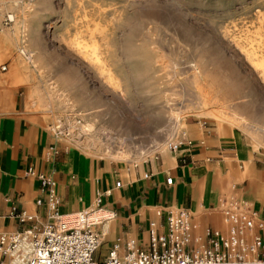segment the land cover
Segmentation results:
<instances>
[{
  "label": "rangeland",
  "instance_id": "obj_1",
  "mask_svg": "<svg viewBox=\"0 0 264 264\" xmlns=\"http://www.w3.org/2000/svg\"><path fill=\"white\" fill-rule=\"evenodd\" d=\"M91 39L123 99L80 58L76 43ZM261 58L264 0H0V102L10 106L0 118L23 105L47 131L44 152L51 144L63 150L55 170L67 155L72 166L95 163L114 183L127 182L131 169L157 171V144L191 141L213 150L202 160L231 189L248 183L257 191L246 165L264 155V74L254 65ZM84 126L91 132L80 138ZM65 177L69 186L78 180L61 168V196ZM89 198L66 213L93 209ZM225 207L252 213L246 204Z\"/></svg>",
  "mask_w": 264,
  "mask_h": 264
},
{
  "label": "crops",
  "instance_id": "obj_2",
  "mask_svg": "<svg viewBox=\"0 0 264 264\" xmlns=\"http://www.w3.org/2000/svg\"><path fill=\"white\" fill-rule=\"evenodd\" d=\"M1 107L10 106L0 102ZM47 142V131L36 124L35 118H26L23 105L17 107L15 113L1 115L0 231L1 229L11 231L15 226L14 221L7 217L13 207L30 212L36 210L35 201L39 196L40 181L27 175L29 167H34L36 171L49 175L55 180V176L60 179L61 168L66 165L77 172L78 180L70 186L66 177L65 180L63 179L64 182L59 180L62 184L60 192L63 195L59 196L64 212L73 208L79 209L89 203L88 196H94L96 199L100 194L103 196L105 209L115 213L113 225L107 222L108 224L105 223L99 228L102 241L100 255H106L119 237L136 239L139 245L144 247L149 240L150 225L156 223L159 230H164L169 212L175 209H189L193 221L198 217L196 223L202 228L221 227L224 221V209L228 205L241 207L246 204L248 208H252L251 214H255L257 221H264V155L263 160L254 159L253 162L248 161L246 165V174H255L253 178L258 182L257 191L248 183L243 188L231 189L228 180L223 179L215 171L211 172L210 165L202 160V157L212 153L213 150L207 145H193L192 142L191 145H183L181 148L184 150L181 149L176 155L162 156V160L154 164L157 171H154V167H145L143 175L139 169L131 172L135 175V179L127 182L117 179L116 182H122L121 188H116V182H113L111 176L113 173L106 171V175L98 181V185L100 184L98 187L95 179L89 180L87 193H82V196L74 188L79 184L84 168L79 167L80 165L72 166L66 155V159L55 170V158L63 150L57 144H51L44 152ZM51 146H55L58 152L48 159L46 155ZM170 156H173L174 162ZM115 173L121 174V172ZM169 177L173 179L172 184L167 183ZM71 180L72 178L69 180L70 183ZM66 188H69L68 192ZM108 191L110 194H106ZM79 196H81L80 200H78ZM193 210L201 212L194 214ZM39 214L45 217L46 211L39 210ZM259 232L264 234V229H259ZM102 245H105L102 250L105 253L101 251Z\"/></svg>",
  "mask_w": 264,
  "mask_h": 264
},
{
  "label": "built area",
  "instance_id": "obj_3",
  "mask_svg": "<svg viewBox=\"0 0 264 264\" xmlns=\"http://www.w3.org/2000/svg\"><path fill=\"white\" fill-rule=\"evenodd\" d=\"M182 146L183 142H169L175 153ZM57 152L51 146L46 156L49 159ZM27 175L40 181L36 210L11 209L7 217L15 226L0 231V264H264V234L259 232L264 221L231 208L224 209V221L218 228H202L187 208L172 210L164 230L156 223L150 225L144 247L136 239L119 237L109 252L99 257V228L115 218L113 211L104 216L103 196L96 197L91 211L66 213L51 176L34 167H29ZM172 182L167 178L168 184ZM115 186L121 188L122 182ZM43 209L45 217L39 214Z\"/></svg>",
  "mask_w": 264,
  "mask_h": 264
},
{
  "label": "bare ground",
  "instance_id": "obj_4",
  "mask_svg": "<svg viewBox=\"0 0 264 264\" xmlns=\"http://www.w3.org/2000/svg\"><path fill=\"white\" fill-rule=\"evenodd\" d=\"M30 1H34V0H30ZM13 21H14V17H12ZM15 26H17V23L15 24ZM46 29L51 28V24L48 23L47 26H45ZM73 45V42L71 43ZM76 49L77 52L80 56V58L82 59V61L84 62H90L94 68L100 73V75H102L103 77H105V79L114 87V91L119 94L120 98H124L123 97V92L119 89V86L117 84H115L114 80H113V76L111 75L110 72H108L105 68V63L102 60L101 56L99 55V53L97 52V44L96 42L91 39L89 41H80L78 43H76ZM30 59L33 58V55H30L29 57ZM19 66H21L22 69H26L28 67V64L25 63L22 59H19L18 61ZM255 68L257 70H263V74H264V58H261L260 60H258L257 62H255ZM126 101V100H125ZM83 133H81V135L79 134L80 138H84V134L88 136V134L91 132L90 127L84 126L83 128ZM167 144L164 142L157 144V146L155 147V150L160 149L162 151V155L163 156H167V155H171L170 151H169V146L167 148L166 146ZM151 153H153V150L150 151ZM173 152V151H172ZM171 160L174 162V158L173 156H170ZM144 156L143 154L137 153L135 160L139 161L141 159H143ZM121 161H127V159L125 158H121ZM154 164H156V159H154ZM131 172H134V169H131ZM106 173V171H101L99 169L96 168L95 163L90 166V168H88L86 171L81 172V177L79 178L78 183L75 185L76 192H80L81 194L86 192L88 190V184H89V180L91 178H96L97 181H100V179H102V177L104 176V174ZM93 180V179H92ZM116 185V184H115ZM90 188V187H89ZM91 194V193H90ZM83 195V194H82ZM88 196V194H86ZM89 198V196H88ZM84 199V198H83ZM86 200H88L86 198ZM106 211L104 212V216L105 215H109L110 210L105 209ZM91 211V210H88ZM78 213V212H76ZM114 219V218H113ZM113 219L109 220L112 221ZM108 221V222H109ZM101 233V232H100ZM100 251V250H99ZM98 256H104V255H100V252H98Z\"/></svg>",
  "mask_w": 264,
  "mask_h": 264
}]
</instances>
